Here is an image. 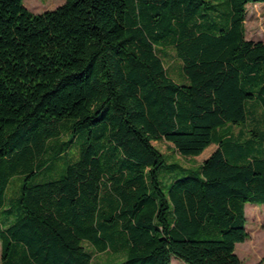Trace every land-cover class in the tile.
<instances>
[{
    "label": "trees",
    "instance_id": "obj_1",
    "mask_svg": "<svg viewBox=\"0 0 264 264\" xmlns=\"http://www.w3.org/2000/svg\"><path fill=\"white\" fill-rule=\"evenodd\" d=\"M24 1L0 0L1 264H243L264 135L233 128L250 101L264 115V41L246 37L247 5L264 0H66L41 14ZM154 142L217 148L194 172Z\"/></svg>",
    "mask_w": 264,
    "mask_h": 264
},
{
    "label": "rangeland",
    "instance_id": "obj_2",
    "mask_svg": "<svg viewBox=\"0 0 264 264\" xmlns=\"http://www.w3.org/2000/svg\"><path fill=\"white\" fill-rule=\"evenodd\" d=\"M65 1L66 0H25L24 5L31 12L41 14L46 11L55 10L58 6L64 4ZM246 37L247 39L253 41H264V2L249 3L247 5ZM168 54L169 55L167 56L166 61L167 66L169 67L170 75L176 80H179L181 62L178 60L173 50H169ZM247 106L250 116L248 123L245 126L234 127V133L239 134L241 130H245L248 134V131L256 129L264 135V115L262 110L258 107V102L250 101ZM154 145L166 154L167 162H178L183 168H190L194 172L197 171L198 166L203 163V161H205L217 148L216 145L212 144L198 157H183L175 151L173 145L167 142H154ZM257 154L263 157L264 150H259ZM65 166V161L61 160L55 171L60 174ZM170 173H172V170L167 169L166 167L161 170L160 177L164 185L168 184ZM23 184V177L17 176L12 179L6 191L5 210L12 209L14 214L17 212V207L14 202L19 197ZM5 216L6 213L0 211L1 223H5ZM246 217L248 220L247 231L249 233V239L244 243L237 244L236 253L243 264H264V204L247 203ZM86 247L93 250L90 245L86 244ZM1 250L2 244L0 241V264ZM94 254L95 257L93 264H112L115 259H121V257L115 256L111 253ZM171 264L186 263L176 257H172Z\"/></svg>",
    "mask_w": 264,
    "mask_h": 264
}]
</instances>
